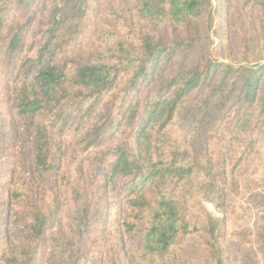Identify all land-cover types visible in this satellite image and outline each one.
<instances>
[{
    "label": "trees",
    "instance_id": "trees-1",
    "mask_svg": "<svg viewBox=\"0 0 264 264\" xmlns=\"http://www.w3.org/2000/svg\"><path fill=\"white\" fill-rule=\"evenodd\" d=\"M0 264H264V0H0Z\"/></svg>",
    "mask_w": 264,
    "mask_h": 264
},
{
    "label": "rangeland",
    "instance_id": "rangeland-1",
    "mask_svg": "<svg viewBox=\"0 0 264 264\" xmlns=\"http://www.w3.org/2000/svg\"><path fill=\"white\" fill-rule=\"evenodd\" d=\"M202 203L209 210V212L212 215H214L216 217L220 216V214L216 211V209L212 203H209L207 201H203ZM193 245H194V248L196 249V251L199 253V250H200L199 246L197 244L195 245V243H193Z\"/></svg>",
    "mask_w": 264,
    "mask_h": 264
}]
</instances>
